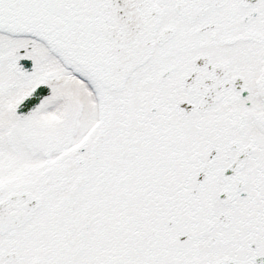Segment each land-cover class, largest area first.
Masks as SVG:
<instances>
[{
    "label": "snow or ice",
    "instance_id": "snow-or-ice-1",
    "mask_svg": "<svg viewBox=\"0 0 264 264\" xmlns=\"http://www.w3.org/2000/svg\"><path fill=\"white\" fill-rule=\"evenodd\" d=\"M0 264H264V0H0Z\"/></svg>",
    "mask_w": 264,
    "mask_h": 264
}]
</instances>
